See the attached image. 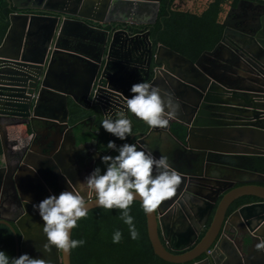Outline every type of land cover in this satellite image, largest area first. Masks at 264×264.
<instances>
[{
  "label": "water",
  "instance_id": "1",
  "mask_svg": "<svg viewBox=\"0 0 264 264\" xmlns=\"http://www.w3.org/2000/svg\"><path fill=\"white\" fill-rule=\"evenodd\" d=\"M152 2L7 0L8 8L12 11L8 17L10 26L0 44V136L3 149L6 150L7 143L4 122L13 126L16 124L11 121L24 120L34 128L45 119H56L57 123L49 121L48 124L57 127L59 122L72 130L74 126L69 122L70 98L84 110L96 109L100 121L106 116L115 119L118 112L125 111L126 99L132 95L130 88L134 83L143 81L153 84L165 98L171 94L174 103L179 105L176 118L186 137L179 140L183 152L178 153V161L184 163L190 157L191 170H195L185 171L172 165L182 176L174 203L167 205L163 201L151 214H146L147 232L154 253L172 264H264V104H259L264 102V77H253L248 69L242 70V57H235L227 47V22H224L222 40L196 61L163 44L158 45L154 54L150 32H146L142 35L143 45L139 44V48L148 51L147 57L143 56L146 71L141 73L135 66L137 61L134 62V57L130 56L133 43L127 41L136 40V36L132 37L124 30L122 35L127 39H122L119 31L108 32L106 29L108 23L132 22L134 15L142 14L152 17V20L147 19L146 24L155 23L160 0ZM38 20L48 22L43 36L47 49L40 57H32L29 45ZM239 46L243 49L242 45ZM63 51L67 52V56L85 60L91 80L86 82L87 79L83 88L84 82L80 84V79L74 74L68 78L74 80L72 85L71 82L66 84L67 79L57 76L56 63L58 55L65 53ZM223 52L225 54L222 55ZM245 58L254 60L258 69L264 72V57ZM98 75L99 85L94 90ZM170 88H174V92ZM216 93H225V99L217 97ZM56 113L59 116H55ZM126 115L133 132L129 143L136 144L138 149L145 150V140L162 129L178 138L171 131L173 118L167 127L152 129L134 114L126 112ZM97 116L92 117L91 129ZM137 122L148 128L146 134L137 131ZM80 124H88V121L83 120ZM224 139L243 147H219ZM71 140L77 153V141L74 136ZM193 140L202 143L196 146ZM116 145L119 147L121 143ZM88 149L92 151V147ZM104 155L112 156L98 150L93 153L97 157L93 169L100 165ZM16 168L6 165L0 168V195L14 194L24 208L21 220L28 222L30 215H33L38 218V229L41 230L43 222L32 207L36 203L23 191ZM229 170L238 171L240 179H246L240 181L238 186L231 177L223 174ZM212 172L216 173L217 183L225 187L228 182V188L222 191L217 188L220 190L218 195L212 189V196H205V199L191 184L198 181L205 184ZM250 176L254 179L248 180ZM42 177L48 178L45 175ZM53 193L57 194L55 190ZM243 197L258 200L243 204L229 213L232 204ZM191 200L202 201L205 205L197 221L192 218ZM86 203L89 211L98 208L92 198ZM176 212L179 215L176 223L181 221L180 229L175 226L178 232L169 224L170 216L175 217L173 214ZM213 212L205 236L196 243ZM0 225L12 230L17 257L25 253L41 256L44 250L37 248V244L25 234L20 239L16 228L8 220L1 219ZM70 231L72 238L73 229ZM41 234L44 235L43 231ZM52 250L48 256L49 264H72L71 250L68 253L55 247ZM202 256L206 258L198 262Z\"/></svg>",
  "mask_w": 264,
  "mask_h": 264
},
{
  "label": "clouds",
  "instance_id": "2",
  "mask_svg": "<svg viewBox=\"0 0 264 264\" xmlns=\"http://www.w3.org/2000/svg\"><path fill=\"white\" fill-rule=\"evenodd\" d=\"M126 99L125 111L116 114L113 119L106 116L101 127L117 139L126 140L132 134L131 121L126 112L134 114L145 122L149 128H165L175 116L179 108L172 95L165 98L161 90L148 82L134 83ZM109 149H115L117 155L101 157L104 165L94 168L78 186L65 190L58 195L52 194L32 207L43 222L42 231L46 242L45 252L55 247L68 253L82 246L83 239H72L71 231L77 222L88 215L86 201L94 199L97 207L111 210L119 209V218L128 226L132 239L139 235L133 216L130 215V205L139 200L145 214H151L168 198L174 196L181 183V174L171 166L166 155L154 157L152 152L138 149L136 144L123 143L117 147L114 141L107 144ZM122 233L116 230L112 236L113 243H119ZM0 264H46L42 259H34L28 254L19 257H9L0 250Z\"/></svg>",
  "mask_w": 264,
  "mask_h": 264
},
{
  "label": "trees",
  "instance_id": "3",
  "mask_svg": "<svg viewBox=\"0 0 264 264\" xmlns=\"http://www.w3.org/2000/svg\"><path fill=\"white\" fill-rule=\"evenodd\" d=\"M176 2L177 0L161 1L158 22L152 28V43L154 46L158 44L166 45L196 61L204 52L212 51L222 40L224 25L221 20H213L197 12L178 10L175 7ZM236 2L237 0L233 3ZM11 12L7 0H0V44L8 32L10 26L8 17ZM96 114L98 115V123L96 124H98L101 133L100 141L104 145L105 151L110 150L107 147L109 141L121 144L129 143L130 135L123 141L109 138V134L99 123L100 115L96 109L87 111L78 106H71L70 121L75 124ZM137 124L139 125L137 131L140 130L145 134L148 128L141 123L137 122ZM172 131L178 138L184 137L182 128L173 129ZM87 140L91 141L92 138L88 135L85 142H88ZM257 200L255 197H243L232 204L229 213H232L243 204ZM120 211L119 209L107 210L98 207L90 210L86 217L77 222V226L73 228L72 239H83L85 243L71 250V263L172 264L164 261L154 253L147 232L146 214L143 212L140 202L133 201L130 205V215L133 216V223L139 233L136 239L130 237L128 226L119 218ZM213 215L214 212L196 243L200 242L205 236ZM116 230H120L122 233L119 243L112 242V236ZM0 250L5 251L9 257H17L14 235L5 225H0Z\"/></svg>",
  "mask_w": 264,
  "mask_h": 264
},
{
  "label": "crops",
  "instance_id": "4",
  "mask_svg": "<svg viewBox=\"0 0 264 264\" xmlns=\"http://www.w3.org/2000/svg\"><path fill=\"white\" fill-rule=\"evenodd\" d=\"M47 23L48 22L45 20H38L35 28L33 29L30 41L31 44L29 45L32 57H40L42 52L47 49V46L44 44L46 29L45 26ZM124 46L126 47V45ZM50 54L51 53L49 52V55ZM58 57L59 58L57 59L56 63L57 76L61 77L64 80L67 79L68 81H66V84L68 82H71L72 85L74 83V80H69L68 78H70V75L74 74L75 77L78 76V78L80 79V84L84 82L81 87L83 88V85L86 86L85 83L89 82L91 79L85 67V60H77L76 58L67 56V52L59 54ZM141 66L142 63L140 62L138 68H141ZM98 77L99 76H96L95 79H98ZM170 89L173 92L175 90L174 88ZM69 102L70 109L71 106L80 107L72 98L69 99ZM56 114L55 116H59V113ZM176 114L178 113L176 112ZM176 114L173 117L174 127L171 128V131L173 129L182 128V126L177 122ZM70 120L71 118L69 119L71 126H74L72 130H69L65 125H60L59 122L57 124V127H55V124H48L50 123L49 121H51V123H57L58 120L56 119H45L44 122L37 123L34 128L25 123L24 120L11 121L12 123L16 124L13 126L8 125L7 122L3 123V131L6 134L7 143L6 150L4 151L0 136V165L4 168L5 165L18 167L15 170L17 172V177L21 181L22 189L26 193L27 197L32 199L36 204H38L47 196L54 194L53 190L57 191V189H59V187L61 186L59 182L61 180L65 181L63 183L65 184L66 188H64L63 190H72L73 188L77 187L78 182L82 181L84 177H86L93 170L94 162L92 164L91 159L80 160V158L78 157L79 153H75V147H73L74 145L71 143L72 136H74V138L76 139V146L79 148L81 147V144H91L94 145L92 146L94 148L91 151L92 153H97L98 150L104 151L105 154L110 153V155L112 156L118 154L115 149L105 151L104 145L97 140V132H99V127H92V129L90 127L93 123V120H91L90 116L80 120L75 124H73ZM83 120H87L88 124H80V122ZM101 122L102 121L99 120L100 124ZM96 123H98V121H95L94 124ZM91 131H95L96 133ZM88 135L92 138V140H87L88 142H85ZM166 137H170L172 141L167 143V141H165ZM185 137L186 136H184V138ZM109 138L117 139L111 138L110 135ZM181 139L172 136L171 134H169V132L162 129L160 130V132L153 133L148 139L145 140V144L147 147L145 148V150H142H144L145 152H152L153 156L156 158H158L160 155H166L169 161H173L174 166H177L179 168H186L188 165H183L185 163L184 161V163L178 161V153L183 152L182 143L179 141ZM116 144H118V142ZM79 148H77V150ZM101 167H103V164L101 165ZM40 172H42L41 175ZM44 175L48 176V178L44 179L42 177ZM245 179L246 178H242V181H244ZM237 185L239 186L240 184L237 183ZM43 192H47V194L44 195ZM200 203L203 202L201 201ZM169 224L178 232V228L175 227L177 225L176 217L170 218Z\"/></svg>",
  "mask_w": 264,
  "mask_h": 264
},
{
  "label": "flooded vegetation",
  "instance_id": "5",
  "mask_svg": "<svg viewBox=\"0 0 264 264\" xmlns=\"http://www.w3.org/2000/svg\"><path fill=\"white\" fill-rule=\"evenodd\" d=\"M161 1L162 0H160V9H161ZM234 1L235 0H218L219 12H220V14L223 15L222 20H221L222 24L224 25V22H227V26L229 29L227 36L225 37V40L228 44L227 47L235 55V57H242V59H240L242 70L248 69L250 71V73L253 74L252 75L253 77L260 76L262 78V77H264V72L258 69V66L254 62V60H249L245 57H264V2L263 1H256V0H237V2L234 4L233 3ZM152 3H157V0H153ZM224 6L227 8V10L224 12H221V9ZM175 7L178 8V10H182L176 4H175ZM160 9H159V12H160ZM182 11H189V10H182ZM132 19H133L132 22L129 21L128 23L127 22L112 23V24L108 23L106 31H108V32H110L112 30H114V32L119 31V33H120L119 36L122 39H127V37L122 35L124 30L127 31L129 33V35H131L132 37L136 36V38H137L136 40L131 41L128 39L127 41L133 43L132 44L133 48H132V52H131L130 56L134 57V60H133L134 62H135V60L137 61L135 63V66L137 65V68L139 66V63L140 62L142 63L141 68H139L141 70V73H142L143 71H146L145 57H147L148 51L146 48H143V47L139 48V44L143 45L144 38L142 35H144L148 31L150 32V38H151L152 28L158 22L159 13H158V16L156 18V22L153 24H146L145 23L146 21H148L147 19L152 20V17L148 16V14L147 15L146 14L134 15V17ZM224 30H225V26H224ZM223 37H224V32H223ZM128 44L129 43H127V45ZM158 45H160V44H158ZM158 45L153 47V53L154 54L157 51ZM239 45H242L243 49L240 48ZM235 47L238 49H235ZM239 48H240V50H239ZM223 54H225V52H223L222 55ZM143 56H145V57H143ZM161 56L163 57L164 55L161 54ZM229 57H233V55H230ZM153 68H155V66H153ZM98 76H99L98 77V80H99L100 75H98ZM262 79L264 80V78H262ZM98 85H99V82L96 86L93 87V89L95 90L98 87ZM216 96L225 99L226 94L225 93H222V94L216 93ZM259 104H264V102L261 101ZM92 108H94V107H92ZM92 117H91V120H92ZM93 127H96V124H94ZM173 127L174 126H172V128ZM93 132H95V131H93ZM99 133L100 132H97V136H98L97 140L98 141H100V136H101V133L100 134ZM109 135L112 138H116V137H113L114 135H111V133ZM165 141H167V143H168L172 140L170 137H166ZM192 143L197 146V145H201L202 142L199 140H193ZM97 144H99V143H97ZM92 146H94V145L81 144L80 148L77 147L80 149V152H79V149L77 150L79 153L78 157L80 158V160L91 159L92 164H93V162L94 163L96 162L97 157L93 156V153L88 149V147H92ZM218 146L225 148V149L228 147H231V146L235 147V149H239V148L243 147V146L238 145L237 143L232 144L230 142H227V141H225V139L222 140ZM93 149L94 148L92 147V150ZM169 162H170L171 166L172 165L174 166L172 160H170ZM185 163L183 165H188L186 167V169L183 168L185 171H194L195 172V170H191L190 157L186 160ZM101 165H102V162L100 163V165L98 164V166H100V167H101ZM101 168H103V167H101ZM223 174H225L228 177H231V179L237 183L242 181V180H239L241 178V174L238 171H230L229 170L226 173L224 171ZM215 176H216V173L212 172V176H210V178L208 180H206L205 184L200 183L198 181V183L191 184V186L193 189L199 190V192L202 194V197L205 199L207 196H210V197L212 196V193H211L212 189L217 191L216 194L218 195V193L220 192L221 189L228 188V182L225 183V187H221L222 185L217 183ZM247 179L251 180L254 178H251V176H250ZM214 180H216V182ZM63 182H65V181L61 180L59 182L61 184V186L59 187V189H57V191H55L57 193L56 195H58L62 191H65L63 189L66 187H65V184ZM217 188L220 190H216ZM177 189H178V187H177ZM1 190H2V188H1ZM205 191H207V192H205ZM177 195H178V192L176 190V193L174 194V196L165 200L164 203L167 205L173 204ZM31 201H33V200L31 199ZM191 204L193 206V212L191 213L192 218L195 221H197L198 220L197 218L200 217L202 210L205 209V205L203 203H200L199 200L198 201L197 200H194V201L191 200ZM23 215H24V208L21 205V203H19V201L16 199L14 194H13V196L11 194H8V195L3 194L0 197V220L1 219L8 220L10 222V224L16 228V231H17L20 239H23L24 234H25V235H27L28 238H30V240H32L35 243V245L37 244V248L39 247L41 250H44L43 245L46 242V238H45V235L41 234L42 229L41 230L38 229L40 222L37 221V219L33 215H30L28 222L25 219L21 220V217H23ZM173 215H175L176 218L179 217V215H177V212ZM170 218H172V216H170ZM176 224L179 228L181 221L178 220ZM36 226H37V228H36ZM11 232H12V230H11ZM174 241H176V239ZM52 251L53 250L51 248V250L48 252L42 251L41 256L39 254H30V253H29V256L34 258V259H42L46 262V264H49V257L52 254ZM205 258H206V256L200 257L198 259V262L203 261ZM193 263H190V264H193Z\"/></svg>",
  "mask_w": 264,
  "mask_h": 264
},
{
  "label": "rangeland",
  "instance_id": "6",
  "mask_svg": "<svg viewBox=\"0 0 264 264\" xmlns=\"http://www.w3.org/2000/svg\"><path fill=\"white\" fill-rule=\"evenodd\" d=\"M176 5L182 10L197 12L213 20H222L223 15L219 12L218 0H177ZM226 10L224 6L221 12Z\"/></svg>",
  "mask_w": 264,
  "mask_h": 264
},
{
  "label": "built area",
  "instance_id": "7",
  "mask_svg": "<svg viewBox=\"0 0 264 264\" xmlns=\"http://www.w3.org/2000/svg\"><path fill=\"white\" fill-rule=\"evenodd\" d=\"M96 82H98V79L96 80Z\"/></svg>",
  "mask_w": 264,
  "mask_h": 264
}]
</instances>
